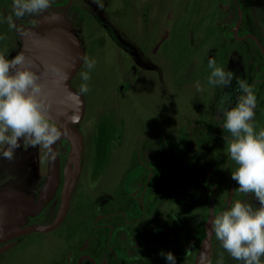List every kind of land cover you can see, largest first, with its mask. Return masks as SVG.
I'll list each match as a JSON object with an SVG mask.
<instances>
[{"label": "flooded vegetation", "instance_id": "flooded-vegetation-1", "mask_svg": "<svg viewBox=\"0 0 264 264\" xmlns=\"http://www.w3.org/2000/svg\"><path fill=\"white\" fill-rule=\"evenodd\" d=\"M89 4V0H52L50 11L55 18L44 12L18 20L19 27L13 29L7 22L12 0H0V52L8 58L15 56L29 30L51 20L73 31L82 46L84 13L116 39L115 29L96 19L97 10ZM183 42L181 54L173 58L172 85L165 87L173 101L170 112H163L160 94L147 100L148 93L137 89L145 72L136 69H146L148 54H137L120 44L133 70H128L126 61L128 73L115 93L132 100L110 103L108 117L100 121L84 124L82 116L75 123L82 133L83 149L63 220L52 229L11 239V245L0 253V264H169L162 251H171L176 264H199L214 215L237 199L259 207L254 196L238 191L231 179L236 167L227 155L231 136L221 126L222 98L230 93L232 103L224 108L234 106L241 95L239 85L233 80L228 88L212 87L207 77L211 72L208 61L215 59L217 66L233 70L254 86L257 103L252 122L257 132L264 129V0H189ZM105 43L99 38V45ZM84 58L69 78L78 92ZM180 61L186 63L187 71L181 70ZM197 82L203 92H197ZM57 146L58 188L30 222H53L62 204L71 142L61 136ZM45 151L39 168L23 179V189L35 198L49 175L50 158ZM211 235L212 264H221V254L222 264H242ZM39 245L45 248L37 254L34 246ZM48 252L50 259L43 262L39 256Z\"/></svg>", "mask_w": 264, "mask_h": 264}, {"label": "clouds", "instance_id": "clouds-1", "mask_svg": "<svg viewBox=\"0 0 264 264\" xmlns=\"http://www.w3.org/2000/svg\"><path fill=\"white\" fill-rule=\"evenodd\" d=\"M52 0H12L11 14L7 16L10 28H17V21L25 17L40 15L50 11ZM102 6V5H101ZM3 37H0L2 39ZM96 61L87 60V71L82 72L79 93L89 91V73ZM211 70L207 77L208 85L230 87L235 80L241 95L234 106L231 94L226 92L221 101L223 129H227L231 139L227 143V155L236 165L231 171V179L238 184V191L252 194L259 207L253 208L247 201L235 200L229 208L214 215L211 229L220 246L235 260L242 264H262L264 257V129L256 131L252 122L255 116L254 107L257 97L254 86L240 79L236 73L217 66L215 59L208 61ZM53 77H58L62 69L56 65L47 67ZM55 82L59 83V80ZM197 92H203L200 83L196 84ZM70 96L75 94H69ZM78 98V97H77ZM51 100L41 74L33 67V61L23 52L8 58L0 52V157L12 162L16 150L23 147H40L47 158L55 159L53 146L64 135L62 129L49 116ZM72 122L76 118L72 117ZM227 140L228 138L222 137ZM169 264H176V257L171 252H161ZM199 264H212L206 251L199 256ZM222 264V254H221Z\"/></svg>", "mask_w": 264, "mask_h": 264}, {"label": "rangeland", "instance_id": "rangeland-1", "mask_svg": "<svg viewBox=\"0 0 264 264\" xmlns=\"http://www.w3.org/2000/svg\"><path fill=\"white\" fill-rule=\"evenodd\" d=\"M89 2L97 10V13L94 11L96 19L110 24L118 36L116 39L114 35L110 36L104 27L96 23L97 20L95 21L93 16L84 13L81 35L85 62L79 73V87L83 83L80 74L88 70L86 59L96 61L94 69L89 73L90 80L87 82L89 91L82 94L86 103L83 113L84 124H90V120L100 121L108 117L107 108L112 102L125 103L127 99L132 100L126 95L115 93V88L124 74L128 73L125 70L126 61L130 68L128 70H133L132 61L126 58L127 53L120 44L127 48L132 47L137 54H148L145 55L146 69L143 67L136 69L145 72L141 81L137 83V89L141 88L148 93L147 100L153 98L156 93L160 94L164 103L163 112L172 111L173 101L171 96L168 97L165 87L172 85L174 56L181 54V48L185 47L183 40L187 38L189 0H89ZM99 38L105 40L104 46L99 45ZM181 61L180 64H184L181 70L187 71L186 63ZM2 150L3 146H0V151ZM43 151L44 149L40 147L22 146L16 150L14 161L9 162L0 157V190L7 186L25 190L23 179H27L33 170L39 168ZM25 191L30 193L28 190ZM34 248V251L40 254L45 247L39 245ZM50 255L48 252L39 257L45 262L50 259Z\"/></svg>", "mask_w": 264, "mask_h": 264}, {"label": "water", "instance_id": "water-1", "mask_svg": "<svg viewBox=\"0 0 264 264\" xmlns=\"http://www.w3.org/2000/svg\"><path fill=\"white\" fill-rule=\"evenodd\" d=\"M21 52L33 61V67L41 74V80L46 85L51 100L49 116L65 130L62 136L71 142L70 163L63 201L55 220L51 223L30 222V217L38 215L46 207L58 188L60 182L58 141L53 146L56 152L55 159L50 158L49 175L38 198L18 187L7 186L0 190V253L11 245L10 240L14 237L33 231L49 230L60 224L68 209L83 149L82 133L75 123L83 116L85 100L69 81L84 56L78 37L60 21H43L29 30ZM50 65L62 69L58 77L54 78L52 73L47 71ZM56 80H59V83L55 82ZM70 93L75 95L70 96ZM72 117L76 118V122H72ZM211 234L210 227V238H204L202 248L208 256L211 253Z\"/></svg>", "mask_w": 264, "mask_h": 264}]
</instances>
